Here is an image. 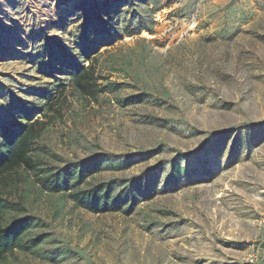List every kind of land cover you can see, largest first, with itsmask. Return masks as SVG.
I'll list each match as a JSON object with an SVG mask.
<instances>
[{"label": "rangeland", "instance_id": "rangeland-1", "mask_svg": "<svg viewBox=\"0 0 264 264\" xmlns=\"http://www.w3.org/2000/svg\"><path fill=\"white\" fill-rule=\"evenodd\" d=\"M37 120V154L136 202L27 184L43 239L7 264H264V0H0V146Z\"/></svg>", "mask_w": 264, "mask_h": 264}, {"label": "trees", "instance_id": "trees-1", "mask_svg": "<svg viewBox=\"0 0 264 264\" xmlns=\"http://www.w3.org/2000/svg\"><path fill=\"white\" fill-rule=\"evenodd\" d=\"M60 88L61 91L48 94L49 110H54L65 97L66 85L62 84ZM73 90L97 98L100 88L92 69L76 71ZM43 124L37 120L23 130L8 131L0 146V264H7L9 256L17 250L34 251L43 239L42 235L32 236L33 228L38 224L37 217L21 216L26 211L27 184H38L40 189L52 194L69 192L71 199L93 212L119 210L125 203L132 207L136 202L132 189L125 191V195L114 196L107 182L88 184L87 187V171L72 172L68 167H54L44 156L37 154Z\"/></svg>", "mask_w": 264, "mask_h": 264}, {"label": "built area", "instance_id": "built-area-1", "mask_svg": "<svg viewBox=\"0 0 264 264\" xmlns=\"http://www.w3.org/2000/svg\"><path fill=\"white\" fill-rule=\"evenodd\" d=\"M251 263H252V264L255 263V258H254V257L251 259Z\"/></svg>", "mask_w": 264, "mask_h": 264}]
</instances>
